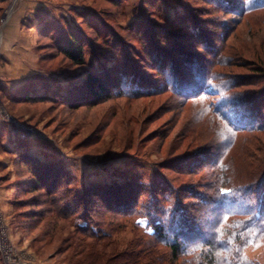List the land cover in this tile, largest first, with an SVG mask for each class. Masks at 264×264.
Instances as JSON below:
<instances>
[{"label": "rangeland", "instance_id": "1", "mask_svg": "<svg viewBox=\"0 0 264 264\" xmlns=\"http://www.w3.org/2000/svg\"><path fill=\"white\" fill-rule=\"evenodd\" d=\"M223 1L225 5L218 0L0 4V264H8L5 244L13 248L15 263L63 264L80 248L73 242L82 240L76 227L86 217L77 220V208L90 214L91 230L113 233L122 250L131 243L146 246L147 234H152L147 218H138L137 226L134 219L111 223L120 215L94 195L86 199L90 208L63 203L61 208L72 215L66 220L54 216L58 209L36 185L35 161L59 169L63 183L57 198H72V190L94 194L93 187L114 184H136L145 194L171 189L186 208L183 214L198 218L205 238L222 210L214 203L200 211L202 198L215 195L214 184L235 179L250 185L260 178L264 129L257 125L261 119L249 123L237 101L264 98V7L253 8L252 0ZM70 35L84 48L82 66L63 54ZM155 50L164 54L159 61L163 68L151 58ZM183 54L193 68L194 57L205 64L199 72L205 91L190 99L181 93L178 76L194 83L195 71L185 70L188 58ZM126 68L146 75L149 95L137 92L134 81L108 100L88 95V74L111 73L119 79L117 72ZM38 97L47 99L26 101ZM243 112L244 121L237 125ZM231 115L235 133L228 126ZM249 126L251 130L244 129ZM225 131L234 137L220 168L213 162ZM161 182L167 189L160 188ZM149 199L148 194L141 198ZM251 200L233 207L245 209ZM89 244L83 243L85 254ZM159 252L166 249L159 247ZM245 255L264 263V243L248 247Z\"/></svg>", "mask_w": 264, "mask_h": 264}, {"label": "trees", "instance_id": "2", "mask_svg": "<svg viewBox=\"0 0 264 264\" xmlns=\"http://www.w3.org/2000/svg\"><path fill=\"white\" fill-rule=\"evenodd\" d=\"M6 1L0 0V4H5ZM261 1L264 0H252L253 8L264 7V2L260 3ZM218 2L226 4L223 0H218ZM78 43L77 37L70 35L63 54L75 65L82 66L85 64V52L84 48ZM209 48L215 49L212 45ZM174 50L177 51L179 48L176 47ZM150 54L153 61L160 63V68L161 66L163 68L162 62L159 61L164 54H160L157 50L152 51ZM183 55L188 58V55ZM199 57L193 59V62L197 63L196 68L191 66L189 58V61L186 60L188 69L185 68V70H191L192 68L195 71L194 83H190V79L178 76L179 84H181L180 91L188 99L191 96L200 95L199 92L203 93L205 91V82L199 74L201 67H204L205 64H203L202 57ZM183 70L181 68L180 75ZM121 72L118 71L116 75L119 79H114L111 73L105 77H101L100 74H88L85 85L88 95L93 99L101 100L105 97L104 99L108 100L111 99L110 94L113 91L117 95L121 94L123 92L121 88L126 86V83L131 85L133 81L137 92L138 90L146 91L148 95L150 94L149 85H151V81L147 79L146 75H141L136 69L131 70L130 68H126L123 74H120ZM45 99L47 98H26V101L39 103L44 102ZM237 106L241 111H246V118H249V123H257L261 119V123L257 125H259L260 130L264 129V119H262L264 118V98H254L251 102L238 100ZM244 113L238 116L237 125L243 123ZM223 116L225 117V115ZM231 119L233 120L232 115ZM234 123L236 121L233 120V123L228 125L233 132L236 125ZM251 126L244 129L251 130ZM233 132L232 134L235 135V132ZM233 137L228 131L222 132V146H220L216 161L213 162L215 166L224 167L225 151ZM35 163L36 167L33 174L36 185L46 190V195L50 196L53 208L58 209L57 211L54 210V216L66 220L72 215L69 208L65 206L61 208L63 203L85 205L86 209L90 208V202L86 199L94 195L103 198L105 206L111 213L114 212L116 213L114 215H120L121 218L113 215L114 218L110 219L111 223H115L119 219H134V225L137 226L136 221L138 218H147L148 226L152 230V234H147L149 239L146 246L141 247L142 245L131 243L122 250L113 233H100L91 230L93 222L92 218L88 216L90 214L86 215L85 209L77 208L73 210L75 215L77 214L76 219L82 220L80 219L81 215L86 217L82 220L84 225L80 223L76 227V232L82 240L76 243L73 242V246H79L80 248H76L72 254L70 253L67 260H63V264H264L256 262L245 255V250L248 247H258L264 243V169L260 178L258 177L254 180L256 182L250 185L237 183L235 179L226 182L220 181L214 184V196L210 199L202 198L204 207L200 210L201 212L206 206L214 203L222 207V210L214 216L215 225L209 230V238H205L200 228L201 224L199 226L197 224L198 218L183 214L182 211L186 208L179 202L180 197H176L171 189L153 191L152 194L147 191L145 194L136 184H114L101 189L93 187L94 194H91V189L84 193L72 190L75 194L72 198L67 199L64 196L63 198H57L60 186L63 183L59 169L54 168V165L42 164L37 161ZM166 185L165 182H161L159 186L160 188H166ZM226 186L229 187L227 191L223 190ZM147 194L150 195V199L148 202H144L141 198L147 196ZM137 195H139V198L136 197ZM248 198L252 199L253 203L247 208L233 207L240 201L247 203ZM202 226L207 227V223L202 224ZM89 240L91 241V244H89L91 250H87V254H85L83 243ZM159 247L165 248L166 252H159Z\"/></svg>", "mask_w": 264, "mask_h": 264}, {"label": "built area", "instance_id": "3", "mask_svg": "<svg viewBox=\"0 0 264 264\" xmlns=\"http://www.w3.org/2000/svg\"><path fill=\"white\" fill-rule=\"evenodd\" d=\"M4 252H5V259L8 260V264H20V263H15V258L13 256V248L11 246L5 244L4 245ZM14 261V262H12Z\"/></svg>", "mask_w": 264, "mask_h": 264}]
</instances>
